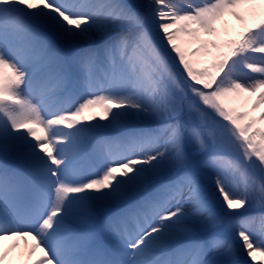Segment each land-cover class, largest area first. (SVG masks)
Instances as JSON below:
<instances>
[{"label": "snow or ice", "instance_id": "snow-or-ice-1", "mask_svg": "<svg viewBox=\"0 0 264 264\" xmlns=\"http://www.w3.org/2000/svg\"><path fill=\"white\" fill-rule=\"evenodd\" d=\"M0 264H264V0H0Z\"/></svg>", "mask_w": 264, "mask_h": 264}, {"label": "bare ground", "instance_id": "bare-ground-1", "mask_svg": "<svg viewBox=\"0 0 264 264\" xmlns=\"http://www.w3.org/2000/svg\"><path fill=\"white\" fill-rule=\"evenodd\" d=\"M257 259L259 260L260 258L258 257Z\"/></svg>", "mask_w": 264, "mask_h": 264}]
</instances>
